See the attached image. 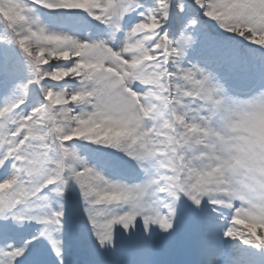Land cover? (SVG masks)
Instances as JSON below:
<instances>
[{"label": "snow or ice", "instance_id": "obj_1", "mask_svg": "<svg viewBox=\"0 0 264 264\" xmlns=\"http://www.w3.org/2000/svg\"><path fill=\"white\" fill-rule=\"evenodd\" d=\"M30 2L53 11L85 12L108 26L109 41L122 31L127 14L144 9L141 0ZM195 4L224 30L264 47V0ZM172 7V0H154L150 8L139 11L114 48L104 39H77L47 29L25 0H0V23L5 26L0 39L19 47L30 74L0 104V168L6 171L0 180V220L42 225L32 240L43 237L57 256L61 241L54 233H60L64 217L60 200L72 185L101 248L113 244L115 225L128 231L136 227L137 218L145 232L158 226L171 234L177 203L185 198L193 212L207 205L214 213L227 209L230 215L222 235L264 249V165L241 168L214 151L194 154L191 147L188 128L199 124L211 131L213 114L227 106L208 73L194 64L181 66L191 37L181 30L172 40L163 32ZM60 61L71 63H54ZM66 78L78 86L54 90L43 84ZM30 85L39 87L41 99L27 112L17 111ZM78 106L87 110L77 111ZM249 107L247 130L257 142L264 141V97L255 98ZM73 139L122 152L143 171L144 179H110L66 146ZM218 215L223 218V211ZM196 222L205 236L216 227L211 216L200 215ZM245 222L247 231H238L235 225ZM6 227L0 224V230ZM30 245L31 240H24L19 247H0V264H28L25 252ZM142 248L147 253L151 242Z\"/></svg>", "mask_w": 264, "mask_h": 264}, {"label": "clouds", "instance_id": "obj_2", "mask_svg": "<svg viewBox=\"0 0 264 264\" xmlns=\"http://www.w3.org/2000/svg\"><path fill=\"white\" fill-rule=\"evenodd\" d=\"M217 84L220 88L218 98L227 107L226 110L222 108L220 112L213 114L211 131H205L199 124L188 128V138L191 139V147L195 149L194 154L214 151L241 168H247L249 164L264 165V141L257 142V137L247 130L248 113L251 110L249 104L255 98L264 97V89L248 98H234L226 94L223 85Z\"/></svg>", "mask_w": 264, "mask_h": 264}, {"label": "rangeland", "instance_id": "obj_3", "mask_svg": "<svg viewBox=\"0 0 264 264\" xmlns=\"http://www.w3.org/2000/svg\"><path fill=\"white\" fill-rule=\"evenodd\" d=\"M144 1L151 2L152 5H153V2H154V0H144ZM179 1H181V0H179ZM28 4H29V3H28ZM177 4L179 5V2H177V0H176L175 5H177ZM29 6H30V4H29ZM32 8L34 9V16H35V17H38V14H39V16H40L41 9H43V10L45 9V8L40 7V6H36V7H32ZM174 8H175V9H172V10L177 11L175 6H174ZM47 10H49V9H47ZM51 11H52V12H55V11H67V10H55V11L51 10ZM71 11H73V10H71ZM74 11H80V10H74ZM67 12H68V11H67ZM81 12H82V11H81ZM89 18L92 19V20H94L91 16H89ZM209 19H210L212 22H214V23L219 27V29L223 30L224 32H228V31L224 30L223 28H221L220 25H219L215 20H213V19H211V18H209ZM38 20H39V23H40L41 25H43L44 27H46L47 29H49V30H51V31H60V30H58L57 28H53V27L50 26V25L47 26L46 24L42 23L41 20H40V17H38ZM128 23H129V22H128ZM77 28H79V29L82 28V29H80V30L84 33V36H82V37H77V36L75 35L76 33H71L70 36H73V37H75V38H77V39H89V40L103 39V37H102L101 35H100L99 37H97V38L94 39V37L96 36V35H95V32H93V33L90 32L89 29H88L87 27L83 28L81 25H77L76 28H74L73 30H76ZM162 28H164V25H162ZM186 31L189 32V30H187V29H186ZM60 32H61V31H60ZM4 33H5V26H4V24L2 23V25H0V36L2 37V36L4 35ZM229 33H232V32H229ZM237 35H238V34H237ZM239 36H240V35H239ZM240 38H242L243 41H245V42H247V43H250V44L253 45L254 47L259 48L260 52L264 53V47H261V46H259V45H256V44L252 43L251 41L245 39V38L242 37V36H240ZM0 42H2L1 39H0ZM0 46H1V45H0ZM10 56H12L13 58H15L14 55H10ZM0 58H1V59H7V60H8V52H5V51L3 50V48H2V46L0 47ZM1 59H0V66H1L4 70H7V69H8V70L15 69V68L17 67V65H18V62H20V60L17 59V60H15L17 64L12 63L10 67H7V66L4 65V63L2 62ZM15 59H16V58H15ZM24 61L26 62V60H24ZM26 63H27V62H26ZM54 63H58V64L61 65V66H67V65L70 64L71 62H70V61H60V62H54ZM13 75L15 76V80L18 82V84H19V83H23V82H25V80L23 81V75H22V77L20 76V79H19V76H18L17 74H14V73H13ZM50 81H51V80H50ZM54 82H55V81H54ZM73 82H74V81H73L71 78H66V79L63 80V81H60V83H61L60 88L63 89V90H71V89H72V85H71V84H72ZM240 82H241V80H238V81H237V83H240ZM64 83H66L67 87L65 86ZM58 84H59V82H58ZM46 86H48V85H46ZM30 87H31V86H29V92H28V95H27L26 99H27L28 97H32V96H33V94H32V89H31ZM54 90H56V89L54 88ZM33 99H34V98H33ZM35 103H36L35 100H33V105H34ZM5 223H6V222L3 221V220L0 221V224H5ZM6 224H7V227L5 228V230L10 229L9 224H8V223H6ZM42 227H43L42 225H40V224H36V223H34V224H32V223H30V222H28V223H24V224L21 226V235H22V236H33V235H35V234L39 231V229L42 228ZM235 227H237L236 229H237L238 231H240L241 228H244V227L247 228V227H246V222H245V223H241V224H237V225H235ZM40 238H43V237H40ZM236 241H237L238 244L241 243L239 240H236ZM31 243H34V244L31 245L32 247H36V246L38 245L37 239H36V240H32ZM233 244H234V243H233ZM236 249H237V251H241V250H245V247L242 246V248L239 249V246H237ZM252 249H253V248H252ZM252 249H251V250H252ZM256 250H259V251H260V249H256ZM253 251H255V250H253ZM171 253H172L171 251H167V254L170 255ZM257 254H258V253H257ZM225 256H227V257H232L233 255L228 254V255H225ZM235 256H236V261H238V264H243L244 260H246V259L249 257L246 253L241 254V255H240V258H238L237 255H235ZM32 260H33L32 257H30L29 262H31ZM43 264H65V263L59 261L58 259H57L56 261H54V260H50V258H47V259H43Z\"/></svg>", "mask_w": 264, "mask_h": 264}, {"label": "bare ground", "instance_id": "obj_4", "mask_svg": "<svg viewBox=\"0 0 264 264\" xmlns=\"http://www.w3.org/2000/svg\"><path fill=\"white\" fill-rule=\"evenodd\" d=\"M165 22H166V21H165ZM242 231H245V232H246V231H247V228H245V227H244V228H242Z\"/></svg>", "mask_w": 264, "mask_h": 264}]
</instances>
